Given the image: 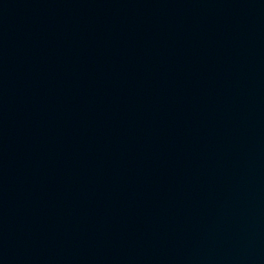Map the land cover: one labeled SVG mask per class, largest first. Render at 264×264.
<instances>
[{
	"label": "water",
	"instance_id": "95a60500",
	"mask_svg": "<svg viewBox=\"0 0 264 264\" xmlns=\"http://www.w3.org/2000/svg\"><path fill=\"white\" fill-rule=\"evenodd\" d=\"M0 264H264V0H0Z\"/></svg>",
	"mask_w": 264,
	"mask_h": 264
}]
</instances>
